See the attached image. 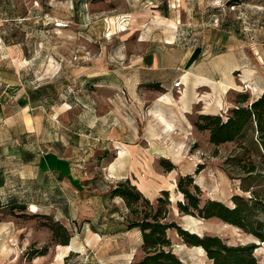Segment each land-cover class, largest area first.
<instances>
[{
    "label": "rangeland",
    "instance_id": "obj_1",
    "mask_svg": "<svg viewBox=\"0 0 264 264\" xmlns=\"http://www.w3.org/2000/svg\"><path fill=\"white\" fill-rule=\"evenodd\" d=\"M11 4L16 14L5 22L1 13ZM10 37L30 47L37 43L35 65H26L23 76L43 89L46 125L67 143L69 151L63 153L73 154L77 183L68 190L62 185L57 193L56 187L24 181L19 159H4L0 264H138L141 233L127 229L130 210L122 198L110 195L126 179L152 202L168 191L170 219L185 230L219 236L230 245L256 244L254 254L264 264V242L254 235L217 218L182 214L177 187L181 176L192 175L203 201L229 207L234 196L251 198L244 189L251 185L264 196L259 135L250 130L236 142L213 145L208 132L194 125L204 114L202 103L207 112L225 118L239 94L248 92L254 100L264 92V0H0L1 84L15 79L12 58L3 51L4 38ZM161 49L174 92H184L181 77L189 67L203 75L196 95L203 102L182 122L171 108L168 114L161 111L159 100L166 101L160 92L136 83L139 56ZM148 114L156 119V133L145 141L141 122ZM161 114L176 123L170 133H158ZM104 116L107 122L99 128ZM253 164L257 171L249 177L246 170ZM254 220L264 221V214ZM56 222L69 232V253L62 237L54 238ZM168 235L183 261L212 263L175 230ZM38 252L45 255L32 258Z\"/></svg>",
    "mask_w": 264,
    "mask_h": 264
},
{
    "label": "trees",
    "instance_id": "obj_2",
    "mask_svg": "<svg viewBox=\"0 0 264 264\" xmlns=\"http://www.w3.org/2000/svg\"><path fill=\"white\" fill-rule=\"evenodd\" d=\"M42 90L38 88L37 93L40 94ZM194 125L198 130L208 132L209 142L213 145L236 142L247 131L253 130L260 137L257 141L264 157V92L254 100H251L250 93H241L225 118L223 115L200 114ZM173 169L174 166L169 164L167 171ZM256 171L257 166L254 164L246 170L249 177L255 175ZM194 181L192 175L181 176L178 180L177 187L183 195L178 209L182 214L201 219L217 218L264 242V221L254 220L257 213L264 214V196L254 191V185L244 188L246 192L252 193L251 198L234 196V207H229L217 200L203 201L199 187L193 185ZM162 194V197L152 202L130 179L118 182L110 192L111 197L122 198L130 210L132 218L127 220V229H136L141 233L143 256L138 264H189L174 253L173 243L168 235L170 230H175L185 244L202 248L211 264H260L254 254L256 244L230 245L219 236L199 235L183 229L170 219L168 191L164 190ZM52 231L54 238L62 237L60 243L65 245L63 249L69 253L71 243L69 244L68 230L60 222H56ZM42 255H45L44 252H38L32 258Z\"/></svg>",
    "mask_w": 264,
    "mask_h": 264
},
{
    "label": "crops",
    "instance_id": "obj_3",
    "mask_svg": "<svg viewBox=\"0 0 264 264\" xmlns=\"http://www.w3.org/2000/svg\"><path fill=\"white\" fill-rule=\"evenodd\" d=\"M14 7V4H11L8 6V10L1 13L5 22H8L11 16L16 14L12 10ZM4 41L3 51L7 53L8 59L12 58L9 65L14 69L15 79L4 80L3 84L0 83V165L5 162L4 159L17 158L21 161L19 173L24 181L32 182L34 180L41 186L50 185L52 189L56 187L57 193H61L59 191H62V185L67 189L69 188L67 186H75L77 183L74 176L76 164L72 160L73 154L63 153L64 150L69 151V148H65L67 143L62 141L63 137L60 140L58 136H53V132L49 131L42 97L37 93L38 87L33 86L35 81L28 82L23 76L26 65H35L40 50L37 48L36 41L31 45L33 47H30L29 43L13 41L11 37L9 40L4 38ZM158 51L159 53L152 52L139 56L136 83L141 89L160 92L166 101L162 103V98L159 100L161 111L166 114L167 110L171 108L179 115L178 118L182 122L184 119H189L192 110L203 102L196 100V95L201 88L197 83L200 80L197 79L203 75L196 71L195 65L189 67L181 77L182 82L185 79L184 84L181 85L184 92L181 94L174 92L171 88V73L166 64L164 51L162 49ZM23 60L27 64H24ZM187 66L186 64V68H188ZM160 94L157 98L161 96ZM202 104L201 108L204 110L202 113L214 115V112H207V106ZM64 105L68 106L69 104L65 103ZM60 106L58 105V108ZM149 118L148 114V119L141 122L145 141H148L156 133L154 124L156 119L152 117L149 120ZM168 118L164 114L159 115L156 122L159 134L170 133L171 129L175 127L176 123L168 121ZM106 122L107 116L100 117L97 122L99 128ZM101 135L105 136V134ZM83 185L81 182V186ZM73 191L76 192L74 189Z\"/></svg>",
    "mask_w": 264,
    "mask_h": 264
},
{
    "label": "bare ground",
    "instance_id": "obj_4",
    "mask_svg": "<svg viewBox=\"0 0 264 264\" xmlns=\"http://www.w3.org/2000/svg\"><path fill=\"white\" fill-rule=\"evenodd\" d=\"M64 24V23H63ZM63 24H59V26H63ZM120 154H121V152H120ZM123 155V154H122ZM119 157V156H118ZM119 159V158H118Z\"/></svg>",
    "mask_w": 264,
    "mask_h": 264
},
{
    "label": "built area",
    "instance_id": "obj_5",
    "mask_svg": "<svg viewBox=\"0 0 264 264\" xmlns=\"http://www.w3.org/2000/svg\"><path fill=\"white\" fill-rule=\"evenodd\" d=\"M176 86H180V82L176 83Z\"/></svg>",
    "mask_w": 264,
    "mask_h": 264
}]
</instances>
